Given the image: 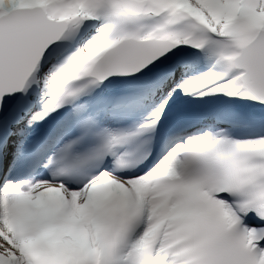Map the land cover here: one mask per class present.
Here are the masks:
<instances>
[{"label":"snow or ice","instance_id":"1","mask_svg":"<svg viewBox=\"0 0 264 264\" xmlns=\"http://www.w3.org/2000/svg\"><path fill=\"white\" fill-rule=\"evenodd\" d=\"M0 264H264V0H0Z\"/></svg>","mask_w":264,"mask_h":264}]
</instances>
